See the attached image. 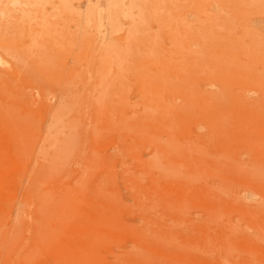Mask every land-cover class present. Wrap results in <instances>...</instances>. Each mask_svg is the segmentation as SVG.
<instances>
[{
	"label": "rangeland",
	"instance_id": "1",
	"mask_svg": "<svg viewBox=\"0 0 264 264\" xmlns=\"http://www.w3.org/2000/svg\"><path fill=\"white\" fill-rule=\"evenodd\" d=\"M0 264H264V0H0Z\"/></svg>",
	"mask_w": 264,
	"mask_h": 264
}]
</instances>
